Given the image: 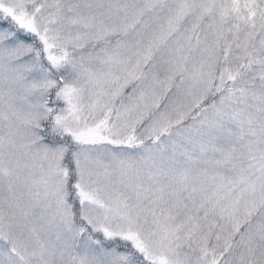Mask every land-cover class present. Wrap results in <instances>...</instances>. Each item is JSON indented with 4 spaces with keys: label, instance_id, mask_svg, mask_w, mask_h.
Listing matches in <instances>:
<instances>
[{
    "label": "snow or ice",
    "instance_id": "obj_1",
    "mask_svg": "<svg viewBox=\"0 0 264 264\" xmlns=\"http://www.w3.org/2000/svg\"><path fill=\"white\" fill-rule=\"evenodd\" d=\"M0 264H264V0H0Z\"/></svg>",
    "mask_w": 264,
    "mask_h": 264
}]
</instances>
